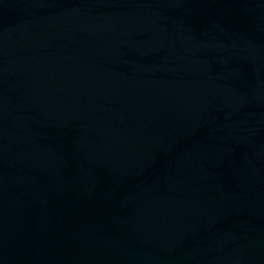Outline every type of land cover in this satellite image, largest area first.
<instances>
[{"label": "water", "instance_id": "obj_1", "mask_svg": "<svg viewBox=\"0 0 264 264\" xmlns=\"http://www.w3.org/2000/svg\"><path fill=\"white\" fill-rule=\"evenodd\" d=\"M0 264H264V0H0Z\"/></svg>", "mask_w": 264, "mask_h": 264}]
</instances>
